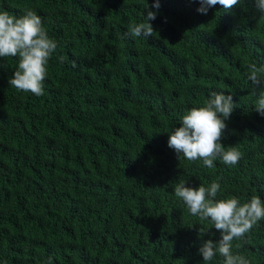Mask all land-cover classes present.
I'll list each match as a JSON object with an SVG mask.
<instances>
[{"label": "trees", "instance_id": "obj_1", "mask_svg": "<svg viewBox=\"0 0 264 264\" xmlns=\"http://www.w3.org/2000/svg\"><path fill=\"white\" fill-rule=\"evenodd\" d=\"M159 2L0 0L10 15L35 11L58 44L42 96L11 87L18 57L0 58V264H205L198 250L220 232L190 215L175 184L217 181V200L264 203V116L247 80L250 63L264 65V16L254 0L206 15L199 0ZM149 10L153 36H126ZM212 91L236 105L221 138L241 152L235 166L168 147ZM232 251L264 264V220Z\"/></svg>", "mask_w": 264, "mask_h": 264}, {"label": "clouds", "instance_id": "obj_2", "mask_svg": "<svg viewBox=\"0 0 264 264\" xmlns=\"http://www.w3.org/2000/svg\"><path fill=\"white\" fill-rule=\"evenodd\" d=\"M197 11L206 15L208 10L219 4L230 11L241 4V0H199ZM257 11L264 16V0H254ZM149 9L148 3L144 5ZM153 8L159 9L160 2L155 0ZM157 12L147 11L145 21L129 25L126 36L150 37L154 28L149 22L155 20ZM57 41L51 39L43 27L41 17L31 9H24L17 17L7 11H0V58L18 57L17 68L9 78V85L20 92L35 96L44 94V81L48 72V62L57 49ZM63 62V57H59ZM247 80L254 86L253 95L258 98L254 110L264 116V65L250 63ZM236 105L231 95L212 91L202 107H193L180 118V127L169 133L168 147L188 161H202L211 169L214 161L220 160L228 166H235L241 159V152L234 146L221 143L225 120L229 119ZM186 181L176 183L174 195L183 201L190 215L200 221H210L212 227L220 232L221 238L214 244L211 239L199 248L205 264L219 254L222 264H250L243 255L234 254L233 241H242L247 233L261 220H264V203L258 195H253L247 202L241 203L238 197L215 199L221 189L217 181L209 186L201 184L198 188L186 187ZM207 231L199 230L203 236ZM237 247H240L238 244ZM47 264H52L49 257Z\"/></svg>", "mask_w": 264, "mask_h": 264}]
</instances>
